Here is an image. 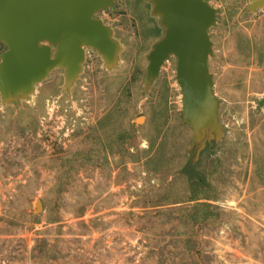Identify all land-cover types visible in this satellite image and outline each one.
Segmentation results:
<instances>
[{
  "label": "rangeland",
  "instance_id": "374dc122",
  "mask_svg": "<svg viewBox=\"0 0 264 264\" xmlns=\"http://www.w3.org/2000/svg\"><path fill=\"white\" fill-rule=\"evenodd\" d=\"M150 1L96 14L112 69L85 49L68 90L57 69L0 100V264H264V9L206 0L222 137L196 157L173 57L145 91L163 36Z\"/></svg>",
  "mask_w": 264,
  "mask_h": 264
},
{
  "label": "water",
  "instance_id": "95a60500",
  "mask_svg": "<svg viewBox=\"0 0 264 264\" xmlns=\"http://www.w3.org/2000/svg\"><path fill=\"white\" fill-rule=\"evenodd\" d=\"M163 36L146 56L145 91L173 57L181 93L183 123L192 132L190 151L196 157L222 137L219 100L213 91L209 30L217 10L206 0H151ZM114 0H0V98L3 104L26 100L57 69L64 71L65 89L82 72L85 49H92L107 69L117 63L120 45L96 14L111 9ZM264 9L256 0L248 10ZM264 106V99L258 101ZM142 119V118H140ZM139 120V119H138ZM41 208L39 201L35 203Z\"/></svg>",
  "mask_w": 264,
  "mask_h": 264
},
{
  "label": "flooded vegetation",
  "instance_id": "af4514ba",
  "mask_svg": "<svg viewBox=\"0 0 264 264\" xmlns=\"http://www.w3.org/2000/svg\"><path fill=\"white\" fill-rule=\"evenodd\" d=\"M2 45H3V44H2ZM3 46H4V45H3ZM82 69H83V65H82ZM62 71H63V70H62ZM63 72H64V71H63ZM51 73H52V72H51ZM51 73H50V74H51ZM50 74H49V75H50ZM48 77H49V76H48ZM0 100H1V98H0ZM20 101H24V100H20ZM20 101H18L17 103H14V104H18ZM1 103H2V101H1ZM2 104H3V103H2ZM5 105H6V104H5ZM48 107H49V105L47 104V105H46V109H47V110H49ZM47 115H49V113H47Z\"/></svg>",
  "mask_w": 264,
  "mask_h": 264
},
{
  "label": "bare ground",
  "instance_id": "6f19581e",
  "mask_svg": "<svg viewBox=\"0 0 264 264\" xmlns=\"http://www.w3.org/2000/svg\"><path fill=\"white\" fill-rule=\"evenodd\" d=\"M141 120V122H142V119H139L138 121H140Z\"/></svg>",
  "mask_w": 264,
  "mask_h": 264
}]
</instances>
